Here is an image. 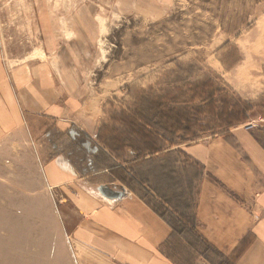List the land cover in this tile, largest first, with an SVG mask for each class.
Wrapping results in <instances>:
<instances>
[{"label": "rangeland", "instance_id": "rangeland-1", "mask_svg": "<svg viewBox=\"0 0 264 264\" xmlns=\"http://www.w3.org/2000/svg\"><path fill=\"white\" fill-rule=\"evenodd\" d=\"M53 87L85 101L77 117L105 122L99 144L125 166L107 160L123 180L101 188L133 190L190 230L197 172L180 147L231 124L264 128V0H0V264H77L71 205L39 167L57 133L19 98ZM193 236L171 240L177 263H229Z\"/></svg>", "mask_w": 264, "mask_h": 264}, {"label": "crops", "instance_id": "crops-1", "mask_svg": "<svg viewBox=\"0 0 264 264\" xmlns=\"http://www.w3.org/2000/svg\"><path fill=\"white\" fill-rule=\"evenodd\" d=\"M244 63L243 57L231 70L232 80ZM227 74L220 77L225 80ZM24 94L19 98L24 101L21 108L25 115L45 116L57 133L55 140L48 142L46 153L38 154L39 167L46 190L64 199L61 209L64 202L71 205L76 222L67 238L77 264H179L169 252L171 240L179 235L152 205L133 190L119 194L115 187L101 188L108 183L120 185L118 181L123 180L113 175L114 165H107V160L120 169L125 166L99 144L105 126L102 118H83L81 113L77 117L75 112H81L85 101L79 103L59 88L35 89L39 98L33 101H26ZM14 112L23 123L16 107ZM263 129L246 131L241 124H231L220 133L180 147L197 172L190 184L194 187V229L207 246L232 264H264ZM72 131L80 133L90 154L96 153L91 162L87 151L82 159L77 157L82 145L72 137ZM141 186L148 196L150 190Z\"/></svg>", "mask_w": 264, "mask_h": 264}, {"label": "trees", "instance_id": "trees-1", "mask_svg": "<svg viewBox=\"0 0 264 264\" xmlns=\"http://www.w3.org/2000/svg\"><path fill=\"white\" fill-rule=\"evenodd\" d=\"M90 148V146H87ZM95 149V147H94ZM161 218L176 232L178 233V235L182 236L185 240V242H187L188 244L191 245V243L189 242L190 240H192V238L190 236H192V234L194 235L193 238L196 239L197 241L201 242L204 246H205V250H211V252L213 251L215 253V251L207 244H205L202 239L198 236V234L196 233L194 226H191L192 228L189 230L186 226H184L182 229H179L177 226V223L174 222V218L168 214L167 211H165L164 213H162ZM216 254V253H215ZM228 264H232V263H228Z\"/></svg>", "mask_w": 264, "mask_h": 264}, {"label": "built area", "instance_id": "built-area-1", "mask_svg": "<svg viewBox=\"0 0 264 264\" xmlns=\"http://www.w3.org/2000/svg\"><path fill=\"white\" fill-rule=\"evenodd\" d=\"M255 127H256V125H255L254 123H247V124L243 125V128H244L246 131H251V130H253Z\"/></svg>", "mask_w": 264, "mask_h": 264}]
</instances>
